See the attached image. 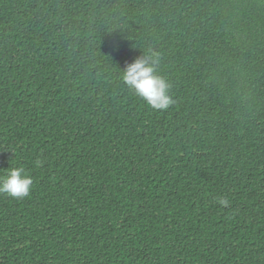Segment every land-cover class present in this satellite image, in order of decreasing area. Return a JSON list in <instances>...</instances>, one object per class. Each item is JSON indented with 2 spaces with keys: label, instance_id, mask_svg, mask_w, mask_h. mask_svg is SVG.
I'll use <instances>...</instances> for the list:
<instances>
[{
  "label": "trees",
  "instance_id": "1",
  "mask_svg": "<svg viewBox=\"0 0 264 264\" xmlns=\"http://www.w3.org/2000/svg\"><path fill=\"white\" fill-rule=\"evenodd\" d=\"M137 59L167 110L123 83ZM17 167L0 264H264V0H0Z\"/></svg>",
  "mask_w": 264,
  "mask_h": 264
},
{
  "label": "clouds",
  "instance_id": "2",
  "mask_svg": "<svg viewBox=\"0 0 264 264\" xmlns=\"http://www.w3.org/2000/svg\"><path fill=\"white\" fill-rule=\"evenodd\" d=\"M156 61L150 64L147 59H137L128 65L122 72L121 79L133 94L142 99L154 111L167 110L173 100L168 95L171 88L170 83L156 73L154 67ZM42 161H36V166H42ZM33 185V178L28 175L23 167L7 170V174L0 177V194H5L13 199H24L28 197ZM227 207L229 201L221 198L217 201Z\"/></svg>",
  "mask_w": 264,
  "mask_h": 264
}]
</instances>
